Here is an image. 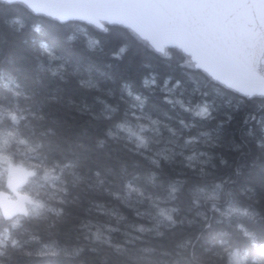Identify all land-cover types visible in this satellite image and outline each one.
Returning a JSON list of instances; mask_svg holds the SVG:
<instances>
[{
  "label": "trees",
  "instance_id": "16d2710c",
  "mask_svg": "<svg viewBox=\"0 0 264 264\" xmlns=\"http://www.w3.org/2000/svg\"><path fill=\"white\" fill-rule=\"evenodd\" d=\"M3 153L33 200L0 264H264V98L177 46L0 0Z\"/></svg>",
  "mask_w": 264,
  "mask_h": 264
},
{
  "label": "snow or ice",
  "instance_id": "6c2138e0",
  "mask_svg": "<svg viewBox=\"0 0 264 264\" xmlns=\"http://www.w3.org/2000/svg\"><path fill=\"white\" fill-rule=\"evenodd\" d=\"M217 94L264 98V0H126Z\"/></svg>",
  "mask_w": 264,
  "mask_h": 264
},
{
  "label": "water",
  "instance_id": "95a60500",
  "mask_svg": "<svg viewBox=\"0 0 264 264\" xmlns=\"http://www.w3.org/2000/svg\"><path fill=\"white\" fill-rule=\"evenodd\" d=\"M15 1H22L34 10L46 12L61 20L75 18L95 25H100V22L125 25L159 51H163L167 46H173L165 42V37L158 30L147 26L137 13L127 6L126 0ZM181 50L186 53L183 49ZM23 183L24 178L22 176H15L10 180V187L17 190ZM31 201L32 196L28 193L20 192L13 197L11 192L4 189L0 190V210L5 219H11L17 215H27L29 213L28 203Z\"/></svg>",
  "mask_w": 264,
  "mask_h": 264
},
{
  "label": "rangeland",
  "instance_id": "374dc122",
  "mask_svg": "<svg viewBox=\"0 0 264 264\" xmlns=\"http://www.w3.org/2000/svg\"><path fill=\"white\" fill-rule=\"evenodd\" d=\"M39 7L42 8L41 6ZM0 163H7L6 167L8 169L6 168L5 169L7 170V174H9V180L17 175L22 176L23 171L21 170V168L12 164L13 162L10 160L8 156L4 155V153L0 155ZM233 258L235 259L236 264H239L241 262V257L237 252L233 253Z\"/></svg>",
  "mask_w": 264,
  "mask_h": 264
},
{
  "label": "flooded vegetation",
  "instance_id": "af4514ba",
  "mask_svg": "<svg viewBox=\"0 0 264 264\" xmlns=\"http://www.w3.org/2000/svg\"><path fill=\"white\" fill-rule=\"evenodd\" d=\"M14 193V195H16L17 194V192H13Z\"/></svg>",
  "mask_w": 264,
  "mask_h": 264
},
{
  "label": "bare ground",
  "instance_id": "6f19581e",
  "mask_svg": "<svg viewBox=\"0 0 264 264\" xmlns=\"http://www.w3.org/2000/svg\"><path fill=\"white\" fill-rule=\"evenodd\" d=\"M19 176H21V175H19ZM22 177H23V175H22ZM30 206V205H29ZM31 211V210H30ZM30 213V212H29ZM28 215V214H27Z\"/></svg>",
  "mask_w": 264,
  "mask_h": 264
}]
</instances>
